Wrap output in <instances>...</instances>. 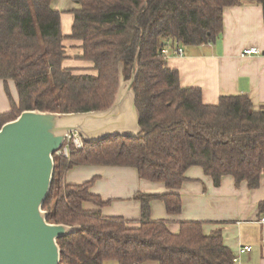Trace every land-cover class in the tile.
<instances>
[{
  "label": "trees",
  "instance_id": "trees-1",
  "mask_svg": "<svg viewBox=\"0 0 264 264\" xmlns=\"http://www.w3.org/2000/svg\"><path fill=\"white\" fill-rule=\"evenodd\" d=\"M52 2L0 0V80L11 106L0 114V129L24 111L106 110L118 92L121 67L128 80L136 64L134 91L145 134L84 143L82 150L72 147L69 159L55 155L54 181L43 209L49 223L80 226L78 233L58 241L60 264H235L221 231L206 236L202 222L187 221L174 235L166 221L151 220L153 200L163 201L169 215L181 214L179 194L137 193L142 220L131 226L122 217L84 209L86 203L108 204L91 193L98 178L74 185L67 184L66 175L78 166L132 167L142 180L177 191L187 170L201 167L216 187L233 176L237 186L247 182L257 189L264 176V109L256 111L248 95L205 105L202 90L183 88L162 51L216 44L225 8L257 5L264 11V0H73L81 9L73 11L68 37ZM67 39L82 42L81 59L94 64L95 75L63 68ZM9 81L16 85L18 102ZM259 211L264 215V201Z\"/></svg>",
  "mask_w": 264,
  "mask_h": 264
},
{
  "label": "crops",
  "instance_id": "crops-1",
  "mask_svg": "<svg viewBox=\"0 0 264 264\" xmlns=\"http://www.w3.org/2000/svg\"><path fill=\"white\" fill-rule=\"evenodd\" d=\"M51 7L61 13L64 36H71L75 15L81 6L73 0H53ZM223 34L216 44L187 48L182 57L167 60L169 68L180 74L183 88H200L205 105H217L221 97L248 95L256 111L264 109V11L262 6L248 5L225 8ZM67 59L63 68L95 75L94 64L81 59L82 42L67 39L63 42ZM248 49H258L261 54L244 56ZM9 86L15 87L13 81ZM5 83L0 80L2 99L0 114L11 111L4 100ZM17 90V89H16ZM19 96L17 92L18 102ZM98 178L91 193L108 202L103 208L84 204L89 211L99 210L104 217H122L137 226L142 220V206L134 200L137 193L164 195L177 193L182 199L181 214L171 216L161 200L150 203L153 221H166L169 231L178 235L181 223H203V232L210 236L221 231L224 245L235 257V264H264V227L258 223L261 216L259 204L264 201V176L257 189L247 182L236 185L233 176H225L216 187L212 177L201 167H192L185 173L186 181L180 190L169 191L163 183L142 180L132 167L78 166L66 175L67 184L81 185ZM250 247L251 251H244ZM105 264H118L106 262ZM144 264H158L147 262Z\"/></svg>",
  "mask_w": 264,
  "mask_h": 264
},
{
  "label": "water",
  "instance_id": "water-1",
  "mask_svg": "<svg viewBox=\"0 0 264 264\" xmlns=\"http://www.w3.org/2000/svg\"><path fill=\"white\" fill-rule=\"evenodd\" d=\"M137 73L135 64L126 80L121 67L118 92L106 110L24 111L0 129V264H60L58 241L78 233L80 226L49 223L43 209L54 181L55 155L74 132L87 145L145 136L134 91Z\"/></svg>",
  "mask_w": 264,
  "mask_h": 264
},
{
  "label": "built area",
  "instance_id": "built-area-1",
  "mask_svg": "<svg viewBox=\"0 0 264 264\" xmlns=\"http://www.w3.org/2000/svg\"><path fill=\"white\" fill-rule=\"evenodd\" d=\"M173 53L175 54V56H179V57H182L184 55V51L182 48L172 50L169 46H167L162 51V54L165 57V59H169ZM259 54H261V52L258 49H248L245 51L244 56H252ZM83 146H84V142L81 136L78 133L74 132L68 135L66 142L64 143L62 148L56 153V155L69 159L72 147H74L76 150H82ZM258 223L264 227V215H261L259 217ZM243 250L250 252L251 248L247 247L244 248Z\"/></svg>",
  "mask_w": 264,
  "mask_h": 264
},
{
  "label": "rangeland",
  "instance_id": "rangeland-1",
  "mask_svg": "<svg viewBox=\"0 0 264 264\" xmlns=\"http://www.w3.org/2000/svg\"><path fill=\"white\" fill-rule=\"evenodd\" d=\"M182 49L185 50V51L187 50L186 47H183ZM166 60H168V59H166ZM9 90H10L11 97L14 100H16L17 99V90H16V88L15 87L13 88V87L9 86ZM2 95L4 97V100L7 101V103L10 105V102H9L8 97H7L5 88L3 89V94ZM1 104H3V103H2V99H1V95H0V108H1Z\"/></svg>",
  "mask_w": 264,
  "mask_h": 264
}]
</instances>
